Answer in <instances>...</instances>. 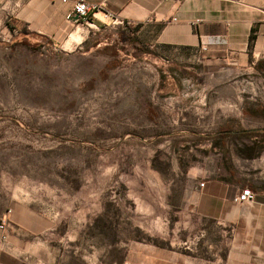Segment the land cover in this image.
Wrapping results in <instances>:
<instances>
[{
    "label": "rangeland",
    "instance_id": "374dc122",
    "mask_svg": "<svg viewBox=\"0 0 264 264\" xmlns=\"http://www.w3.org/2000/svg\"><path fill=\"white\" fill-rule=\"evenodd\" d=\"M128 26L71 50L0 32V210L20 202L49 220L33 239L43 264L215 261L230 228L192 211L190 188L248 174L264 153V62L177 65ZM222 129L258 140L217 148Z\"/></svg>",
    "mask_w": 264,
    "mask_h": 264
},
{
    "label": "crops",
    "instance_id": "0c3cea01",
    "mask_svg": "<svg viewBox=\"0 0 264 264\" xmlns=\"http://www.w3.org/2000/svg\"><path fill=\"white\" fill-rule=\"evenodd\" d=\"M86 1L102 6L92 12L101 23L110 25L118 19L133 25L177 65L225 63L256 71V64L264 59V0ZM72 5L73 0H0V32L11 35L26 29L28 35L50 40L55 48L81 49L94 29L76 27L66 20ZM106 13L111 15L108 20ZM247 160L248 174L240 168L237 173L234 167L231 180L205 179L203 187L193 185L188 194L192 211L218 228H230L222 236L224 251L211 263L175 253L168 260L159 258L160 264H264V153ZM246 188L252 190L255 200L233 202ZM2 221L8 239L2 241L0 230V264L46 261L43 245L34 244L33 239L49 229L48 219L19 202L0 210V224Z\"/></svg>",
    "mask_w": 264,
    "mask_h": 264
},
{
    "label": "built area",
    "instance_id": "2783aa9c",
    "mask_svg": "<svg viewBox=\"0 0 264 264\" xmlns=\"http://www.w3.org/2000/svg\"><path fill=\"white\" fill-rule=\"evenodd\" d=\"M62 2L67 3L68 0H62ZM102 9L101 5L88 3L86 0H73V5L69 13L66 15V20L74 24V26H86L87 28L98 30L100 27H105L107 24L101 23L98 19L95 18L92 12ZM111 15L106 13L105 19H110ZM129 23L120 21L118 19H113L110 26H126ZM17 32V31H16ZM15 32V33H16ZM203 51L207 50L206 46H203ZM204 183L200 184V187H203ZM255 200V194L249 188L243 189L241 193L233 198L235 203H251ZM0 230L3 232L2 241L6 242L8 239V233L6 230V224L4 221L0 224Z\"/></svg>",
    "mask_w": 264,
    "mask_h": 264
},
{
    "label": "flooded vegetation",
    "instance_id": "af4514ba",
    "mask_svg": "<svg viewBox=\"0 0 264 264\" xmlns=\"http://www.w3.org/2000/svg\"><path fill=\"white\" fill-rule=\"evenodd\" d=\"M252 133L246 132L245 130L243 131H236L233 129H222L219 130L217 133L213 134L211 139L215 142V147L220 148L223 146L224 140H229L230 141V147L233 149L235 152H245L246 147L244 145H235L233 144V141L237 140L238 137H243V138H248L250 139H255V136H251ZM224 135H227V138H223Z\"/></svg>",
    "mask_w": 264,
    "mask_h": 264
},
{
    "label": "trees",
    "instance_id": "16d2710c",
    "mask_svg": "<svg viewBox=\"0 0 264 264\" xmlns=\"http://www.w3.org/2000/svg\"><path fill=\"white\" fill-rule=\"evenodd\" d=\"M128 28H130L131 30H134V27H131L130 25L128 26ZM135 29H136V28H135ZM12 30H13V29H12ZM22 32H23V35H24V36H29V35H27L28 33H27L26 29H23ZM252 32H253V31H252ZM251 38H253V35L251 36ZM43 39H44V41H45L48 45H51V41H50V40H48V39H46V38H43ZM26 40H27V39H24L23 41H21V43L24 44V42H25ZM16 43H17V42H16ZM21 43H19V44H21ZM85 44L87 45V44H89V42H86ZM135 44H136V47L139 48V44H138L137 42H136ZM48 50H51L50 47L48 48ZM30 52H32V50H30ZM47 52H50V51H44L43 53L45 54V53H47ZM262 62H264V61H259V62L256 64L255 68H256L257 71H258V67L261 68V64H262ZM260 73L264 76V71H261ZM262 132H264V131H262ZM255 134H256V132L254 133V136H255V138L258 140V136L255 135ZM259 134H260V133H259ZM261 134H263V133H261ZM251 135H252V134H251ZM223 138H227V135H224ZM263 138H264V136H263ZM263 141H264V139H263Z\"/></svg>",
    "mask_w": 264,
    "mask_h": 264
},
{
    "label": "bare ground",
    "instance_id": "6f19581e",
    "mask_svg": "<svg viewBox=\"0 0 264 264\" xmlns=\"http://www.w3.org/2000/svg\"><path fill=\"white\" fill-rule=\"evenodd\" d=\"M76 39H78V38H76ZM75 40V39H74ZM79 40V39H78Z\"/></svg>",
    "mask_w": 264,
    "mask_h": 264
}]
</instances>
